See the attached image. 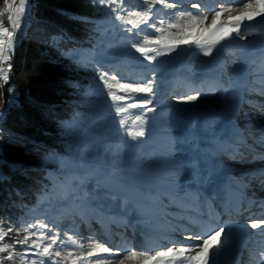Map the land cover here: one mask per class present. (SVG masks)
<instances>
[{
  "label": "rangeland",
  "instance_id": "374dc122",
  "mask_svg": "<svg viewBox=\"0 0 264 264\" xmlns=\"http://www.w3.org/2000/svg\"><path fill=\"white\" fill-rule=\"evenodd\" d=\"M90 1L101 16V25L96 26L92 32L95 45L91 50L86 48L74 50L70 54V61L83 73V80L86 82L84 88L93 96L92 106L90 110L84 112L85 114L71 119L70 140L64 144L65 152L46 154L45 165H53L58 170L47 173L51 180V183L45 186L48 192L35 203L7 205V213L2 221L4 225L11 222L19 226L20 223L33 222L46 217L49 221L59 223L62 230H67L74 220L76 230L79 225L77 214L89 213L98 217L101 205L116 208L114 213L121 216L123 213L129 215L131 211H136L134 206L130 207L127 203L116 204L111 194L114 192L124 194V192L101 181L100 177H108L127 185L141 184L142 181L155 182L157 184L155 187L176 196L175 192L181 189V181L185 179V172L188 170L180 154L188 139L184 138L179 129L190 127V131L197 132V128H206L193 141L201 148L204 145L202 136H206L207 129L211 128L219 113V110H211L205 102L211 99L220 101L225 95L222 92L209 94L201 92L196 94L198 99L195 101L183 99L187 95L183 93L180 84L190 83L204 70L203 55L197 50L183 48L170 57L158 58V61L164 62L163 64L149 63L129 47L130 40L139 37H130L121 31L117 27L118 22L114 20V14L109 9L101 7L96 0ZM125 3L128 9L143 6V0H125ZM29 14L26 13L23 19L26 25ZM5 26H7L6 18ZM145 32L150 33L151 30L145 28ZM225 50L226 53H230V46ZM189 52H194L195 55L188 56ZM180 59L186 60L187 68L180 65ZM14 60L15 57L12 63ZM97 61L110 72H115L118 79L122 78L125 82L152 79L155 73L157 95L153 97L152 106L156 111L149 114L151 118L148 124L151 127L146 126L147 135L141 138L140 142L126 140L122 134H118L117 118L110 107V98L103 94V85L95 73L94 66ZM223 66L228 68V63H223ZM12 78L11 72L9 83L4 88H0L1 97H5L1 108L7 109L14 102V96L8 98L5 92ZM163 79H170L173 83L169 86L164 85L161 83ZM0 85L3 83L0 82ZM160 111H163V114H160ZM1 113V117L4 118L5 114ZM1 122L0 119V124ZM162 147L168 154L164 166L148 167L152 159L159 157L156 149ZM81 154L84 158L77 157L82 156ZM95 172L100 177L95 175ZM173 178H175L174 183ZM89 235L91 234L86 231L82 233L85 238ZM83 243L85 251L91 247L87 239ZM17 250H20V246H17Z\"/></svg>",
  "mask_w": 264,
  "mask_h": 264
},
{
  "label": "snow or ice",
  "instance_id": "6c2138e0",
  "mask_svg": "<svg viewBox=\"0 0 264 264\" xmlns=\"http://www.w3.org/2000/svg\"><path fill=\"white\" fill-rule=\"evenodd\" d=\"M96 2L114 14L121 31L139 37L130 40L129 47L149 63L163 64L158 58L170 57L183 48L214 57L231 43L246 41L253 35L248 31L253 22L264 24V0H217L211 9L205 0H143V6L137 9H128L125 0ZM26 13H30L28 0H2L0 4V82L3 84L10 81L16 47L27 27L23 23ZM145 28L151 32H145ZM261 57L264 63V46ZM94 67L103 94L110 98L118 134L126 140L140 142L147 135L149 114L156 111L152 106L155 73L152 79L125 82L99 61ZM183 99L195 101L198 95ZM236 132L240 134L238 129ZM259 142L264 144V136ZM77 215L82 223H88L85 215ZM250 227L264 233V219L253 220ZM75 228L74 220L67 230H62L59 223L46 217L19 226L0 221V264H215L214 257L228 240L223 225L207 224L199 231L176 225L172 232L180 233L183 239L165 233L158 250H138L135 246L122 249L109 246L107 241L100 242L94 233L85 238ZM85 239L91 245L86 251ZM189 240L200 243H186ZM259 256L260 264H264V251Z\"/></svg>",
  "mask_w": 264,
  "mask_h": 264
},
{
  "label": "trees",
  "instance_id": "16d2710c",
  "mask_svg": "<svg viewBox=\"0 0 264 264\" xmlns=\"http://www.w3.org/2000/svg\"><path fill=\"white\" fill-rule=\"evenodd\" d=\"M29 9L5 91L14 102L0 116V221L7 205L35 203L48 192L47 173L58 170L45 165L46 154L65 152L71 119L92 106L70 54L94 48L92 32L101 23L97 8L90 0H29ZM4 102L0 96V108Z\"/></svg>",
  "mask_w": 264,
  "mask_h": 264
},
{
  "label": "bare ground",
  "instance_id": "6f19581e",
  "mask_svg": "<svg viewBox=\"0 0 264 264\" xmlns=\"http://www.w3.org/2000/svg\"><path fill=\"white\" fill-rule=\"evenodd\" d=\"M215 7V6H214ZM208 8H210L211 9V7H208ZM192 56H194L195 54L194 53H192L191 54ZM180 65H182V66H185L186 68H187V64H186V62L185 61H181L180 62ZM193 67V66H192ZM163 75V74H162ZM161 75V76H162ZM161 76H160V78H161ZM159 78V79H160ZM195 78H197V77H195ZM194 78V79H195ZM162 84H164V85H167V86H169V84H172L173 82H171V80L170 79H163V81L161 82ZM158 84H159V82H158ZM159 85H161V84H159ZM166 86V87H167ZM163 87V86H162ZM165 87V88H166ZM0 88L2 89L3 88V85H0ZM164 88V89H165ZM158 91V90H157ZM158 93V92H157ZM157 95V94H156ZM207 102H205L206 104H207V106L209 107V108H214V107H217V106H219L220 104H221V102L219 101V100H214V101H212V99L211 100H206ZM201 103L203 102V101H200ZM234 108V107H233ZM230 112H233V109H231V111ZM183 113V112H182ZM2 114V113H1ZM252 114H257L258 115V123H262V121L264 120V111H262V112H260V113H251V114H249V115H252ZM1 116V115H0ZM0 119H1V117H0ZM2 120V119H1ZM166 177V176H165ZM159 248H157V250H158Z\"/></svg>",
  "mask_w": 264,
  "mask_h": 264
},
{
  "label": "built area",
  "instance_id": "2783aa9c",
  "mask_svg": "<svg viewBox=\"0 0 264 264\" xmlns=\"http://www.w3.org/2000/svg\"><path fill=\"white\" fill-rule=\"evenodd\" d=\"M7 84H3V88L6 86ZM0 96H1V91H0ZM5 110V107L0 109V112H3Z\"/></svg>",
  "mask_w": 264,
  "mask_h": 264
}]
</instances>
